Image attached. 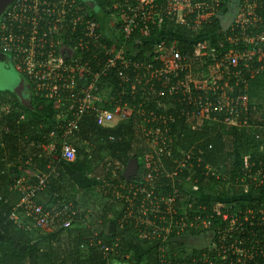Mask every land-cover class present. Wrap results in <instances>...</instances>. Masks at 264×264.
<instances>
[{"label":"built area","instance_id":"built-area-1","mask_svg":"<svg viewBox=\"0 0 264 264\" xmlns=\"http://www.w3.org/2000/svg\"><path fill=\"white\" fill-rule=\"evenodd\" d=\"M112 7L119 12L117 33L118 40L124 42L121 46L105 43L108 33L100 32V24L88 18L89 11L79 0H16L1 19L0 51L14 61L34 96L51 103L54 112L53 128L47 136L50 142L42 146L45 152L50 148L46 170L11 182L21 199L9 219L17 226L26 221L25 228L36 227L43 232L72 228L80 213L73 204L44 208L35 202L49 180L59 178L54 162H76V147L68 140L83 118H93L99 126L134 118L136 134L143 136L142 148L147 151L141 156L145 174L115 187L112 171L113 180L102 194L108 201L106 196L111 192L115 200L109 202L120 203L113 211L116 218L123 211L119 224L133 221L138 227L136 239L158 247L159 264H186L171 257L170 251L176 250L178 243H189L187 231L202 232V236L214 228L215 215L207 214L210 208L204 200L216 199L219 208L223 200L199 193L198 186L186 184L189 178L181 189L155 195L152 180L159 171H166L169 163L174 171L166 176L172 181L183 172L188 176L192 173L197 182L206 180L220 186L219 181L226 180L222 172L205 163L204 141L182 148L169 125L183 121L190 123V131L199 127L195 121L243 125L246 96L236 95L235 90L240 83L245 90L246 74L253 78L264 70V0H113ZM231 8L232 20L223 32L225 41L241 44L245 50H230L219 57L221 44L202 32L212 18L225 19ZM106 27L114 24L106 22ZM177 28L191 34L192 51L181 48L177 38H170ZM129 39L139 46L147 42V50L139 46L127 49ZM135 54L140 58L136 59ZM210 63L214 70L204 73ZM57 144L59 156L54 153ZM211 149L208 145L207 150ZM33 179L35 184L30 183ZM263 180L258 182L262 184ZM161 206L164 213H160ZM229 207L238 209L235 202ZM86 214L81 221L89 218L88 211ZM220 215L218 237L227 234L238 221L226 213ZM223 223L228 228L222 230ZM118 243L109 248L98 241L96 246L106 258L119 254ZM207 248L209 254L203 252L192 264H225L232 255L234 259L228 264H240L249 254L236 242L225 245L222 238ZM210 253L215 257L211 258Z\"/></svg>","mask_w":264,"mask_h":264},{"label":"trees","instance_id":"trees-1","mask_svg":"<svg viewBox=\"0 0 264 264\" xmlns=\"http://www.w3.org/2000/svg\"><path fill=\"white\" fill-rule=\"evenodd\" d=\"M94 2L98 8L95 11L82 3L89 11L88 18L91 17L100 24L101 33H108V35H105V43L108 46H121L124 42L122 39L118 40L119 12L112 7L113 0H94ZM224 7L227 9L226 5ZM106 22H112L114 27L105 28ZM162 33L164 34L166 31ZM202 33H206L209 36L208 39H211L214 43L221 44L219 57H223L230 50H245V47L241 44L235 46L225 41L226 35L220 28L218 18H212L210 25L205 27ZM169 36L170 38H177L181 42L179 43L181 48L192 51V36L190 33L188 34L177 28ZM147 45L146 42L139 46L132 39L126 42L127 49L131 46H139L140 49L146 51ZM131 52L135 51L128 50V53ZM134 56L136 59L140 58L137 54ZM213 70V65L210 63L206 66L204 73ZM245 82V90L242 83H240L241 87H236L235 90L236 95L246 96L249 102L245 117L242 120L243 125L224 126L218 121H202L201 124L195 121V124H198L199 127L197 129L195 127L193 131L188 129L190 123L187 124L183 121H177L176 124L169 125L172 129L171 134L177 136V143L182 148L195 142L204 141L205 163L222 172V175L226 178V180L219 181V186L218 183L214 184L206 180L197 182L192 173L188 176L186 172H183L175 176L172 181L171 178L166 176L167 172L174 171V165L169 163L166 171L162 173L159 171L152 180L155 186V195L157 193L168 195L172 189L179 190L184 184L183 182L189 178L190 181L186 184L198 186L199 193L207 195L208 198L212 196L223 200L220 208L216 199L215 201L210 200V198L204 200L206 208H210L207 214L215 215V227L206 230L202 236V232L187 231L189 238L199 237V240H197L199 242L203 240L206 248L202 252L190 248L192 253L189 256L185 251L189 249L188 247L180 251L177 249L170 251L171 257H175L179 263L192 264V260H199L203 252L209 254L207 246L217 244L218 239L222 238L223 243L227 246L236 242L239 249L246 248L248 250L247 253L249 254L244 261H240V264H264V180L262 184L258 182L260 178L264 177V129L260 130L253 126L255 121L252 114L255 109L251 104V101L261 97L264 91V70L255 73L253 78H249L246 74ZM2 107L7 108L8 111L7 109L4 112L0 111V264H110L111 261L118 260L121 257L120 255L130 253L125 241L129 237L136 238L138 227L133 221H125L119 224L118 220L123 217V211L117 218L113 213L114 229L112 234L109 235L105 230L104 213L108 211V208L115 209L120 203L117 201L109 202V200H115L111 192L109 196H106L109 199L108 201L101 194L107 204L102 207L103 214L96 215L93 212V200L95 199L91 195H87V188L97 187L99 188L98 192L102 193L105 185L113 180L112 171L116 176L113 181L115 187L126 181L132 182L137 175L142 176L145 174L142 171L144 161L141 160V156L143 157L146 151L141 146L144 144V139L141 136L140 142L135 140L137 125H135L134 118L127 121L116 120L108 126H99L90 117H85L78 123V129L73 131L71 138L68 140L76 147V162H54L60 173L59 178H51L45 188L38 193L35 202L44 208L57 207L61 203H71L74 209L80 213L75 218L72 228L68 230L55 228L54 232L45 233L36 227L25 228L26 221L21 226H17L9 219L12 209L21 199V194L12 188L11 182L14 179L10 180L11 173L7 171L6 164L9 159L15 167H18L17 161L21 160V164H25L24 166L33 172L46 170V165L50 159L45 155L42 146L50 142L47 136L51 132L54 123L52 105L34 96L32 107L35 112H31L20 106L13 94L4 91L0 92V108ZM159 111L161 112V109ZM21 116H24L25 121L20 119ZM241 116H244V114ZM208 145L212 146L211 150H207ZM103 152H106V158L100 160V154ZM54 153L59 156L58 144ZM95 160H99L101 164L99 168L96 167L88 173L90 175L88 179L90 180L87 181V184L85 181L80 182V184L72 182V180H78L74 174L76 171H82L83 168L90 167V164ZM75 163L76 165H74ZM108 163L110 165L106 167ZM19 177L21 176H16L15 179ZM65 177L68 181H65ZM30 183L35 184L36 180L33 179ZM68 185H70V189L74 190V193H69ZM77 195H80L78 199ZM41 198L48 199V202L41 203ZM232 202L238 205V209L229 207ZM213 208H216V210H213ZM87 211L89 212V218L81 221ZM160 213H164L163 206L160 208ZM222 213L234 216L238 221L232 227V230L218 237L219 220ZM19 216L21 215L19 214ZM84 222H90L94 227V231L89 230L90 228ZM225 228H228V226L223 223L221 229L224 230ZM70 234L78 238L76 245H74L75 242ZM63 235H65V240L62 238ZM91 240H93L92 245H90ZM98 241L109 248L118 243L117 250L119 254H109L106 258H103L99 247L96 246ZM59 243L67 244L64 250L67 255L62 256L61 259L57 256L58 248L55 245ZM140 243L144 247H148L139 259L142 261L141 264H159L158 247L148 246L149 242L147 241H140ZM41 244H45L46 248L41 247ZM84 245L86 254L83 255L82 259L86 260L75 262L73 258L80 259L82 255L79 252L80 246ZM70 256H72V259ZM213 257L215 255L211 256V258ZM232 259H234L233 255L230 256V260ZM44 260L46 261L43 262ZM230 260L225 264H228ZM128 263L140 264L132 259ZM199 264H202V262Z\"/></svg>","mask_w":264,"mask_h":264},{"label":"rangeland","instance_id":"rangeland-1","mask_svg":"<svg viewBox=\"0 0 264 264\" xmlns=\"http://www.w3.org/2000/svg\"><path fill=\"white\" fill-rule=\"evenodd\" d=\"M112 23V22H111ZM112 25V24H111ZM15 71H11V72H7L4 71L0 68V92H4L5 90H9L12 88V85H14L16 83V78H15ZM248 105V99L246 97V101H245ZM251 104L253 106L254 113L252 114L253 119H254V127H256L257 129H264V91L261 94V97L254 99L251 101ZM7 108L2 107L0 108L1 112H4ZM23 121V120H22ZM25 121V119H24ZM1 131V128H0ZM141 136L138 134H135V140L136 142H140ZM143 146V144L141 145ZM50 154V148L45 152V155L48 156ZM54 154V153H52ZM100 160L101 159H105L106 158V152H103L100 154ZM17 164L19 165L18 167H15L12 162L8 159L7 161V171L10 172V180H13L16 178V176H21V177H25L27 175H30L33 171L30 170L29 168H27L26 166L21 164V160L17 161ZM101 162L99 160H95L90 164V167L85 168V173L84 174H80L83 178L87 177V175L89 176L88 173H90L94 168H99L100 167ZM76 165V163L74 164ZM88 179V178H87ZM65 181H68V179L65 177ZM67 184L69 182H66ZM68 190L70 191L69 193L71 194L72 192L74 193V190L71 188L70 189V185H68ZM87 195H91L95 200H93V205H94V213H96V215L100 214L99 208L103 207L105 204H107V201L103 200V196L101 195L102 193H99V188L97 187H88L87 188ZM249 195V194H248ZM110 205V204H109ZM98 213V214H97ZM101 215V214H100ZM94 225V224H93ZM43 232V231H42ZM46 232V231H45ZM31 234H33L31 232ZM175 240V239H174ZM188 240H190V243H184V244H177V250H183L184 248L186 249L187 247L189 249H186L185 251H187V256H189L192 253V250L190 248H195L196 250H202V248H204L205 246V242L203 240H199V237L196 238H189ZM180 239H177V242H179ZM148 246L153 247V243H149ZM148 249V247H146ZM145 248V250H147ZM144 249V248H143ZM189 250V252H188ZM144 252V251H143ZM167 255L169 256V252L167 253ZM186 256V255H185ZM186 256V257H187Z\"/></svg>","mask_w":264,"mask_h":264},{"label":"crops","instance_id":"crops-1","mask_svg":"<svg viewBox=\"0 0 264 264\" xmlns=\"http://www.w3.org/2000/svg\"><path fill=\"white\" fill-rule=\"evenodd\" d=\"M85 173V169L83 168L82 169V171H76L74 174L76 175L75 177L76 178H78V180H72V182H74V183H76V184H80V182H82V181H85V183L87 184V181L88 180H90V179H87L88 178V176L87 177H84L83 176V178H82V176L80 175V174H84ZM80 179H82V180H80ZM80 197V195H77V199ZM40 201H41V203H43V204H45V203H47L48 202V199H46V198H41L40 199ZM110 206V205H109ZM99 210H100V214L102 215L103 213H102V207L101 208H99ZM114 211V209H109L108 208V211H106L104 214V216H103V218H104V220L106 221V223H105V230H106V232L109 234V235H111L112 234V232H113V229H114V219H113V212ZM98 214V213H97ZM100 214H99V216H100ZM112 218H111V217ZM92 223H94V222H92ZM88 228H90L89 230H93L94 231V227L90 224V222L89 223H86L85 224ZM90 226V227H89ZM80 228H83V227H80ZM96 228V227H95ZM54 232L55 230L53 229V230H51V229H49V230H47L45 233H50V232ZM81 233H83V232H81ZM70 236H72V238H73V241L75 242V244L74 245H76L77 243H78V241H77V237L75 236V235H71L70 234ZM64 240H65V235H63V237H62ZM84 239V237L82 238V240ZM82 240H81V242H82ZM188 239H186V241H187ZM188 241H190V240H188ZM126 244L128 245V248H129V252L130 253H128L127 255V257L126 256H124V257H120L118 260H113V261H111L110 262V264H129L128 262H129V260L130 259H132V260H134V261H136V262H139L140 264L142 263V261L141 260H139L142 256H143V254L147 251V250H145V248L146 247H144V245L142 244V243H140V241L139 240H137L136 238H131V237H129L126 241ZM80 244H82V243H80ZM56 245V248H58V250H57V252H58V257L61 259L62 258V256H66L67 254L66 253H64V250H65V248L67 247V244H65V243H59V244H55ZM41 247H44V248H46L45 247V244H41ZM80 248L82 249H80L79 250V252H80V255H81V257H80V259H77V258H73L74 260H75V262H78V260H79V262L80 261H84V260H86V259H82L83 258V255H85L86 254V248H85V245L84 246H80ZM144 248V249H143ZM144 251V252H143ZM42 254V253H41ZM124 255V254H123ZM71 257V259H72V256H70ZM46 260H44L43 262H45ZM44 264V263H43ZM77 264V263H76Z\"/></svg>","mask_w":264,"mask_h":264},{"label":"water","instance_id":"water-1","mask_svg":"<svg viewBox=\"0 0 264 264\" xmlns=\"http://www.w3.org/2000/svg\"><path fill=\"white\" fill-rule=\"evenodd\" d=\"M15 1L16 0H0V22H1L3 15L14 4ZM83 1L84 2L90 1L92 4L95 3L94 0H83ZM94 6L92 5L90 7L94 10ZM232 13H233V9L231 8L228 12V15L225 17V19L220 18V28L222 32H226L227 28L229 27L231 20H232ZM0 63L4 65L9 64V59L1 52H0ZM15 78H16V83L12 85L11 89L5 90V91H8L11 94H13L17 102L20 104V106L30 110L31 112H35L34 108L32 107V98L34 97V94L32 92L30 83L24 76H22L18 72H16ZM23 91H24V94H23Z\"/></svg>","mask_w":264,"mask_h":264},{"label":"flooded vegetation","instance_id":"flooded-vegetation-1","mask_svg":"<svg viewBox=\"0 0 264 264\" xmlns=\"http://www.w3.org/2000/svg\"><path fill=\"white\" fill-rule=\"evenodd\" d=\"M79 1H81L83 4L85 3L87 6L89 5V7L90 6H94V11L95 10H97L98 8L96 7V4L94 3V4H92L90 1L89 2H87V1H83V0H79ZM1 52V51H0ZM2 53V52H1ZM6 56V55H5ZM8 59H9V64H7V65H4V64H2V63H0V68L2 69V70H4V71H7V72H11V71H15V72H18L17 70H16V65H15V63H14V61L10 58V57H8V56H6ZM23 94H24V91H23ZM15 98V97H14ZM16 99V98H15Z\"/></svg>","mask_w":264,"mask_h":264}]
</instances>
